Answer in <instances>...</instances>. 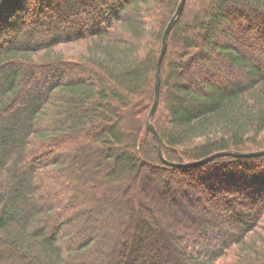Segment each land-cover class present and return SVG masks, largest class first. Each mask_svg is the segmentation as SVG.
<instances>
[{"label":"trees","instance_id":"trees-1","mask_svg":"<svg viewBox=\"0 0 264 264\" xmlns=\"http://www.w3.org/2000/svg\"><path fill=\"white\" fill-rule=\"evenodd\" d=\"M179 2L0 0V264H264V155L173 166L147 124ZM259 38L264 0L186 1L166 160L264 149Z\"/></svg>","mask_w":264,"mask_h":264},{"label":"water","instance_id":"water-1","mask_svg":"<svg viewBox=\"0 0 264 264\" xmlns=\"http://www.w3.org/2000/svg\"><path fill=\"white\" fill-rule=\"evenodd\" d=\"M187 0H180L178 8L175 12V14L172 16L170 22L168 23L164 34H163V40H162V47H161V51L159 54V58L157 61V68H156V83H155V99H154V103L152 106V109L149 113L148 119H147V124L149 126V128L152 130V132L157 136L158 138V149H159V153L161 155V157L170 165L173 166H179V167H183V166H198V165H202L204 163H207L208 161H210L211 159L219 156V155H236V156H258V155H264V149L262 150H255V151H240V150H233V151H219V152H215L211 155H208L204 158H200L197 160H192V161H187V162H172V161H168L165 159L164 157V153H163V138L161 137V135L158 133L156 127L154 126L153 122H152V117L153 114L156 110V108L158 107L159 104V98H160V86H161V69H162V63L165 57V54L167 52V48H168V37L169 34L171 32L172 27L174 26L175 22L177 21V19L181 16L184 6L186 4Z\"/></svg>","mask_w":264,"mask_h":264},{"label":"rangeland","instance_id":"rangeland-1","mask_svg":"<svg viewBox=\"0 0 264 264\" xmlns=\"http://www.w3.org/2000/svg\"><path fill=\"white\" fill-rule=\"evenodd\" d=\"M255 33V32H254ZM255 36V35H254ZM259 40V41H258ZM256 39V42H255V45L257 46V48H262L264 46V41H262L260 38L259 39ZM219 43H223V38H219ZM81 45L78 43H74V44H69V45H64V44H61L58 46V48H67V49H71L72 51H80L81 50ZM157 109V108H156ZM156 111V110H155ZM155 113V112H154ZM187 245L190 249H199L198 247H195L193 241H189L187 242Z\"/></svg>","mask_w":264,"mask_h":264},{"label":"bare ground","instance_id":"bare-ground-1","mask_svg":"<svg viewBox=\"0 0 264 264\" xmlns=\"http://www.w3.org/2000/svg\"><path fill=\"white\" fill-rule=\"evenodd\" d=\"M179 5V4H178ZM178 8V7H177ZM177 10V9H176ZM176 12V11H175ZM175 14V13H174ZM160 96H161V86H160ZM155 99V98H154ZM160 101V98H159ZM185 167V166H184Z\"/></svg>","mask_w":264,"mask_h":264}]
</instances>
